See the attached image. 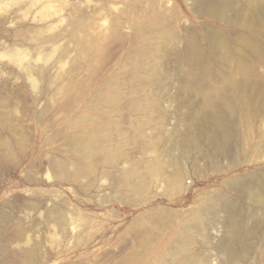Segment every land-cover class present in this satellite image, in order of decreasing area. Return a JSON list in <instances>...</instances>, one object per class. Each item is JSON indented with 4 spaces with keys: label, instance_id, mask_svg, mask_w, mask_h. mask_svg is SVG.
Instances as JSON below:
<instances>
[{
    "label": "rangeland",
    "instance_id": "1",
    "mask_svg": "<svg viewBox=\"0 0 264 264\" xmlns=\"http://www.w3.org/2000/svg\"><path fill=\"white\" fill-rule=\"evenodd\" d=\"M225 2L0 0V264H180L191 254L193 264H264V201L247 194L264 184V121L250 131L239 112L230 114L232 148L197 116L189 127L190 102L199 98L178 79L188 66L175 63L191 37L209 55L210 38L229 33L225 21L250 9L248 0ZM212 5L225 8V20L209 15ZM155 7L176 13L177 40L165 34V82L137 88L128 61L149 37L136 25ZM112 87L122 92L115 103L107 99ZM101 123L109 125L89 132ZM188 129L194 137L181 147ZM91 132L102 133L101 151L91 147L87 157L78 144ZM177 167L179 188L167 182ZM139 179L149 182L144 190L135 188ZM231 216L237 240L226 231ZM195 218L203 228L175 259ZM36 244L40 255L30 261L26 251Z\"/></svg>",
    "mask_w": 264,
    "mask_h": 264
},
{
    "label": "bare ground",
    "instance_id": "2",
    "mask_svg": "<svg viewBox=\"0 0 264 264\" xmlns=\"http://www.w3.org/2000/svg\"><path fill=\"white\" fill-rule=\"evenodd\" d=\"M196 4L197 3H195V5ZM230 4H231L230 0L228 1L226 0V2L224 3V7L228 8ZM248 4L250 5V9L244 7L245 9L243 10L239 21L237 22L225 21L227 26L231 28L238 27L242 30V32L233 35L231 34L233 30L229 28L228 34H226L225 32H222L221 34L217 36V38L215 37L214 39L212 35L211 36L212 38H210V41H209L210 47H211V52L209 55H206L204 53V50H203L204 48L200 45V42L197 40L196 35H195L196 38L195 37L190 38L187 46L183 49V51L182 50L178 51L179 49H177V46L174 48L175 50L178 51V53L176 51L178 55H176V58H175V63L177 64V66H180V68L184 66H188V70L186 69L187 72H183V70H181L182 68L180 69L178 79L183 85V88L185 87L186 90L189 92L192 100L195 95V92L197 93V96L199 98L198 100H195V101L193 100L192 102L189 101L190 103H193V105L195 106V111H190V114L188 115L189 127L192 124L191 121H193V119L197 116L198 120L202 121L204 127H208V128L209 126L211 127L210 128L211 132H212V129L213 130L215 129L216 132L220 133V136L221 134L222 136L224 135L223 137L226 142L223 140V143H226L225 145H227L228 143L227 145L228 148L231 144H233L232 142H230V138H232L231 137L232 129H231V126H229L228 124V118L230 114H232V116L234 115L236 116L235 113L239 112V114L243 117L244 121H246L248 126L250 127V131L251 129H253V125L255 121H261L262 123L264 121V70L263 71L261 70L262 67L264 68V6L262 4V0H248ZM212 6L213 7H211L209 15L217 19H224V17H222L221 14L223 12V9L225 8H221L222 6L221 7L219 6L217 7L215 5H212ZM161 11L162 10L160 8L155 7L153 10H151L150 14L148 15V18H146L147 21H142L141 23L136 25L138 27V30L136 29L137 32L138 31L142 33L146 32V35H148L149 37H148V40L146 39V41H144V39H142L140 41L141 43L139 42L141 46L140 48H136L135 50L136 54H134V60L128 61L133 64L132 65L133 67L131 68L133 70L132 71L133 74L132 76L130 75L133 80L131 78L129 80V81L132 80V82L135 81L133 84V87L140 88L141 86H144L146 84H151V83H156V84L161 85L166 80L165 78H163L164 75L162 74V71H161V66H162L161 59L165 60L167 47L170 46V44L168 45V43H166L167 39L169 42L172 38H173L172 40L177 38L176 34H174L175 31H173L174 29L172 27L173 26L172 21H175L172 18L175 16L174 14L176 13L172 14L173 13L172 12L170 15V12H169V14L166 15L165 13ZM172 15L174 16L172 17ZM170 31L172 32V38L165 37V34L169 33ZM101 43L104 44V42H101ZM103 46L101 45L100 48H102ZM174 46L175 45H173V47ZM161 52L163 53L165 52V54H161ZM23 54H25L23 51L18 52L17 59L23 60L24 59ZM166 56H170V54ZM166 65H165V69H166ZM147 72L149 74L144 75V73H147ZM208 79L211 82L220 83L221 85L218 86V88L213 89V87L210 86V84H208L207 82ZM112 88H113L112 91L111 89L108 90L109 91L108 94L110 96L108 95L109 97L107 99L109 100V102L113 101L115 103L116 101L120 100V98H122L121 97L122 92H118L117 90L115 91V88L114 87ZM228 92L233 94V96H231L233 97V99H230L229 96L228 98L226 97L227 96L226 94ZM232 123L234 124V122ZM242 124L244 125V122ZM108 125H109L108 123H101L100 125L97 126V128L95 127L91 129L89 127L90 129L89 132L92 130L96 131L97 129L102 130L105 126H108ZM234 129H235V126H234ZM191 130L188 129V133L185 134V140L183 142H180L179 146L186 147V145L190 143L191 139L194 137L193 135L194 133L192 134ZM99 135H102V133L97 132L95 134L94 133L92 134L91 132V133H88V135H83V136L81 135L82 137H80L78 145H79L80 150L85 154V156H87L88 153H90L89 151H91L90 150L91 147L93 149L95 147L94 153L101 151L96 148L101 143L100 142L101 138L99 139L96 138ZM173 135H175V133H172L171 137H173ZM215 135L216 133L214 132L213 137ZM215 137H217V135ZM210 139L218 140L216 138L215 139L210 138ZM75 142L78 143V140ZM229 142H230V145H229ZM72 145H74V143ZM232 146L233 145H231V148ZM223 148H227V147L224 146L221 149ZM253 148H255V145H253L252 149ZM223 151H225L224 154H228V150L224 149ZM223 151L221 150L222 153ZM91 153L93 152L91 151ZM239 156L240 155L238 153V157ZM82 158L85 159L84 157ZM174 160L175 162L178 161V159H174ZM81 162H83L82 159H81ZM83 163H85V161ZM87 166L90 167V164L89 165L87 164ZM130 174L131 173L129 172L127 175H130ZM183 179H184V175L181 172V168L177 167L170 174L167 182L169 183L171 187L179 188V187H182ZM144 180L145 179L143 180L139 179L138 182L136 181L135 188L138 190H144L148 186V183H149L147 182L148 181L147 179H146L147 181H144ZM243 187L241 185L240 189L241 190L246 189L247 186L244 188ZM249 189L250 188L248 187L247 194H249L251 199L256 200V201H264V184H262L261 187H259L258 189L256 188L254 190H251V189L249 190ZM210 208L212 209L209 203L208 205L205 206V208L201 209L200 213L203 214L206 211H208ZM62 213L64 214V211ZM54 215L56 216V214ZM53 216L51 215L52 218ZM233 217L234 216H231L229 218L228 224L226 226V229H227L226 231L227 233L231 231L228 234L229 236L227 235L230 240H237L238 236L240 235L239 233H237L238 229L235 228L236 226L235 227L233 226V224L236 222L235 220H233L235 217L234 218ZM59 218L63 219L62 217H59ZM201 228H203L202 220L200 218H195V220L192 223H190V225L188 226V231H185V233L182 234L181 239L180 240L178 239L179 241L177 240V242H179L178 247L175 248V253L173 254V256L175 255V259L177 258L178 255L185 253V251L188 249V247L192 243L194 237L191 234V231H193L194 229L200 230ZM228 238L225 236L220 241L222 243L221 247H224L223 245H226V243L228 242ZM34 246L35 247L26 251V256L28 257V260L30 261H34L38 257V255H40L39 253L41 250V245L36 244ZM224 248L228 250L227 245ZM192 255L193 254L185 255L182 258L180 264H193Z\"/></svg>",
    "mask_w": 264,
    "mask_h": 264
}]
</instances>
